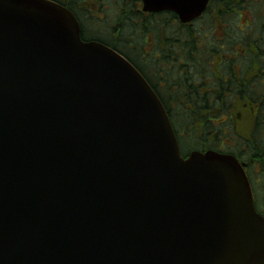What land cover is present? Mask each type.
<instances>
[{"label":"water","instance_id":"1","mask_svg":"<svg viewBox=\"0 0 264 264\" xmlns=\"http://www.w3.org/2000/svg\"><path fill=\"white\" fill-rule=\"evenodd\" d=\"M201 17L210 0H141ZM0 264H264L235 157L180 153L140 72L51 0H0Z\"/></svg>","mask_w":264,"mask_h":264},{"label":"flooded vegetation","instance_id":"2","mask_svg":"<svg viewBox=\"0 0 264 264\" xmlns=\"http://www.w3.org/2000/svg\"><path fill=\"white\" fill-rule=\"evenodd\" d=\"M94 1L98 2L100 0H82L83 7L80 6V3H76L75 5L77 8L74 7L73 0L70 2L71 5L62 1H60V3L62 2V5L70 9L78 19L85 41H98L115 49L132 63V65L142 73L146 80L148 79V82L151 81L149 77L150 75L141 67L149 69V72L154 75V84L152 82L150 83L165 106H228L232 108L264 106V99H261V92L264 94V61L257 62L259 66H254L256 59L254 51L247 50L237 54L233 49L230 51L203 50L202 43L196 40L198 37H192L189 34L187 36L185 35L183 39H176L173 37L166 38L164 41L167 43V48L160 47L159 50L158 47V50L154 52V57L152 58H149V52L142 55L141 47H137L136 43H132L129 45L128 50L134 52L135 59H133L129 54L122 52L113 42V32L117 27L122 26L124 22H130L132 25L142 28L143 19L148 15L153 16L156 14L143 12V4L141 0H120V6H116L114 12L115 14L122 10L120 17H118L119 24L113 27L112 30V26L109 23L112 17H106L105 21L107 24L101 30L103 37L90 34L89 28L86 30V35L85 29L83 28L84 24L82 17L90 22L97 19L95 18L97 16L93 13L94 15L92 16L95 17H92V19L91 17L80 15V13H90V4L93 2L91 5L94 6ZM63 3H66L69 6ZM118 4V2H115V5ZM125 11H129L132 15L126 17L124 15ZM160 14H169L172 23L180 24L190 30H192L193 23L198 21L196 20L189 24H182L177 15L173 12L166 11ZM97 20L103 21L104 17ZM205 38H207V34L205 35ZM250 45L251 44L248 43V47H250ZM216 58L219 59L218 62H216ZM136 59L141 62L142 66L139 65ZM234 64H236L237 67L236 72L233 69ZM210 68H214L215 70H210ZM167 85H169L170 92L169 97L165 99L159 89H166ZM221 85L224 87H221ZM251 111L253 113L255 112L252 108ZM236 114L237 119H239L240 116H243L241 112H236ZM241 129L243 130V126ZM216 130L215 125H212V130L207 133V135H211L210 137L216 136ZM238 136L241 138L244 137L242 134H238ZM178 137L184 139L187 150L193 149L201 152L213 150L226 153H231V151H233L235 155L236 152L243 154L250 150L249 146L242 145V143L239 142L238 144L235 142L230 144H215L217 138H206L205 140H200L199 145L192 146L188 142V135L183 137L180 133ZM237 157L240 161L244 162V156L237 155ZM255 162L254 159L251 160L253 168L258 165L257 162ZM248 168L249 165H247L246 169L250 172L251 169ZM256 174H258V172H256ZM249 176L251 177V173H249ZM261 183V177L257 176L256 184L258 185V191L256 196L259 204V208L257 206V209L258 212L264 216V184L261 185ZM256 196H254L255 199Z\"/></svg>","mask_w":264,"mask_h":264},{"label":"rangeland","instance_id":"3","mask_svg":"<svg viewBox=\"0 0 264 264\" xmlns=\"http://www.w3.org/2000/svg\"><path fill=\"white\" fill-rule=\"evenodd\" d=\"M62 2H66L70 4L72 0H59ZM264 0H254L243 2L235 1V5H231V9L233 10L230 15H224L222 18V22L213 20V23L210 22V14H205L204 18L198 20L193 23L192 30H190V36H197L198 41L202 43L203 50H223V51H233L239 54L242 51L252 50L255 52V63L254 66H259L257 62L264 61ZM95 2V1H94ZM74 7L76 3H80V6L83 7L82 0H73ZM93 3V2H92ZM91 3V4H92ZM232 3V2H231ZM90 4V13L81 12L80 15L86 17H95L93 13L96 14L97 19H102L103 21H99L94 19L88 22L83 18V28L85 29V34L87 35L86 30L89 28V33L94 36L103 37V33L101 30L107 24L105 21L106 17H112L115 12L116 5L115 0H100L95 2L94 6ZM71 5V4H70ZM120 6V5H119ZM121 9V8H120ZM122 11V10H121ZM120 12V11H119ZM229 13V12H228ZM124 15L126 17L131 16L132 14L129 11H125ZM93 19V18H92ZM117 19H110V25L113 26ZM174 23L171 21V16L169 14H161V15H153L147 16L143 19V27H135L130 22L123 23L120 28L118 34L117 29L113 32V42L116 46L124 53L129 54L130 57L135 59L134 52H130L128 50L130 44L136 43L137 47H141L142 55H145L149 52V58L154 57V52L160 50V47L167 48V43L164 41L166 38H169L171 32H175L177 27L173 26ZM176 25V24H175ZM243 30V31H242ZM197 33H196V32ZM168 36L166 37L167 34ZM249 36H247V33ZM207 34V38L205 35ZM172 38V37H171ZM253 38V39H252ZM257 40V41H256ZM161 41V43H160ZM248 43H250V47H248ZM205 44V45H203ZM236 49V50H234ZM140 66H142L141 62L136 59ZM219 59L216 58V62ZM147 74L150 76V82L154 84V75L149 72V69L146 67H141ZM215 70L214 68H210V70ZM233 69L236 72L237 67L236 64L233 65ZM154 70V69H153ZM158 72V69H157ZM169 76V75H166ZM162 96L167 99L169 97L170 89L166 87V89H159ZM169 110V113L174 120V122L180 121L176 114V108L171 106H166ZM251 108L254 109V113L251 111ZM181 110V107L179 108ZM232 112H241L243 116H240L243 123V130L240 128L232 130L229 127V122L226 123L228 117H226L227 110L223 108L221 112L214 115L211 122L212 125H215L216 129L219 128L216 136L201 134L198 135L196 131H190L189 135V144L192 146L198 145V140H205L206 138L212 139L217 138L215 144H230L234 142V138L237 137V131L244 135L246 138L253 139V141L259 143V153L258 156H262L263 159H259L258 157L253 156L252 153L247 152L240 155L244 156L246 162L250 161V157H254L257 161L263 166L262 174L264 177V106L261 107H234ZM225 114V115H224ZM225 122V124H223ZM236 126V125H235ZM225 130V131H223ZM183 137L187 133L180 132ZM252 134H256L255 138H252ZM255 147V146H254ZM252 148L255 150V148ZM230 150V149H229ZM258 170L259 167H256ZM264 184V181H263Z\"/></svg>","mask_w":264,"mask_h":264},{"label":"trees","instance_id":"4","mask_svg":"<svg viewBox=\"0 0 264 264\" xmlns=\"http://www.w3.org/2000/svg\"><path fill=\"white\" fill-rule=\"evenodd\" d=\"M235 1L241 2V4L243 5V2H246V1H249V2L252 1L253 2L254 0H212L211 4L209 5L207 10L205 11V14H207V13L210 14V22L211 23H213V20H215V19L217 21L222 22L221 17L224 18V15L226 16V15H230L232 13L233 10L231 9V5H235L234 4ZM58 2H60V1L58 0ZM115 2L119 3L116 6L120 5V0H115ZM63 4H66V3H63ZM66 5L69 6L68 4H66ZM121 13H122V11L115 13L112 16V19H117V21L115 22V24L113 26H117L119 24L118 17H120ZM205 14L202 16L201 19L204 18ZM173 26H176L177 29L175 32L170 33V35H169L170 37H173L176 39H179V38L183 39L185 37V35L187 36L190 34V29H186L184 26H181L180 24H176V25L174 24ZM135 27H137V26H135ZM120 28H121V26L117 27V32L115 34L119 33ZM165 34H167V32ZM167 36H168V34L166 35V37ZM204 50H206V49H204ZM167 87L169 88V85H167ZM221 87H224V86L221 85ZM261 94H262L261 99H264L263 92H261ZM180 107H181V110L179 109ZM174 108H176V114L178 116V119L180 120V121L174 122V120L172 119L174 126H175V130L178 134H180V132L187 133L184 137H186L188 135V141H189V137H190L189 133L191 130L196 131L198 135L211 132V130H212L211 120H212L213 116L217 115V113L221 112V110L223 108H225L227 110V113H225L226 117H229L230 115H232V109L234 107L232 108V107H228V106H177ZM234 113L236 115L235 118L237 119V114H236V112H233V115H234ZM239 119H240V117H239ZM239 119H237V120L239 121ZM240 122H241V119H240L239 123ZM229 127H231L232 130L234 131V125L232 123V118H231V121L229 122ZM216 131L218 132L219 129H217ZM255 137H256V134H252V138H255ZM238 140L240 142H242L243 145L250 147L249 152L252 153L253 156L258 157L259 159H263L262 156H260V157L258 156V153H259L258 147H259L260 141L255 142V141H253V139L246 138V137H243V138L240 137ZM197 143L199 145L200 138H199ZM253 147L255 148V150L252 149ZM255 161H256V159H255ZM257 163L260 164L259 162H257Z\"/></svg>","mask_w":264,"mask_h":264}]
</instances>
